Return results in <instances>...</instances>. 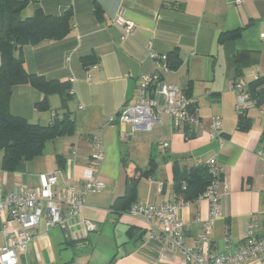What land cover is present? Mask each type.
<instances>
[{
    "label": "crops",
    "instance_id": "crops-1",
    "mask_svg": "<svg viewBox=\"0 0 264 264\" xmlns=\"http://www.w3.org/2000/svg\"><path fill=\"white\" fill-rule=\"evenodd\" d=\"M26 1L21 18L31 17L36 10L47 16L72 11L73 30L66 38L26 45L22 57L27 72L69 83L72 95L67 106L76 129L72 136L47 143L42 156L18 162L13 172L2 169L0 152V196L40 191V177L48 174L57 180V197L68 187H78L89 168L93 136L103 140L105 157L97 178L106 189L85 196L82 212L70 219L66 230H47L40 222L30 246L16 251L15 264H187L164 241L149 240L144 223L127 211L133 204L177 201L175 169L182 174L214 158L227 191L220 200V216L212 223L210 251L223 252L225 238L233 247L240 246L251 221L264 236V103L251 102L247 111L251 128L240 131L237 95L229 91L236 80L247 83L255 74L264 76L260 37L264 0L239 4L235 0ZM120 15L134 24L126 37L113 24ZM236 31L239 38L219 40L221 34ZM149 49L158 55L178 54L181 64L169 71L165 81L179 86L193 101L203 130L174 129L167 116L149 132H133L129 124L119 122L118 111L137 98L139 78L153 72ZM84 57L88 61H82ZM91 62L98 68L89 72L85 64ZM43 99L30 85H18L12 90L10 112L29 124L46 126L63 112L56 95L48 97L49 110H37L35 103ZM213 116L221 118L223 144L209 138ZM164 142L167 148L161 146ZM57 155L63 158L64 169L59 168ZM151 158L156 167L145 176L140 169ZM132 187L135 192L127 196ZM179 218L186 244L192 246L209 219V203L203 200L182 208ZM3 220L7 222L0 221V247L7 233L19 228L8 221L7 213ZM85 220L96 226L86 236ZM237 264H264V258Z\"/></svg>",
    "mask_w": 264,
    "mask_h": 264
},
{
    "label": "built area",
    "instance_id": "built-area-1",
    "mask_svg": "<svg viewBox=\"0 0 264 264\" xmlns=\"http://www.w3.org/2000/svg\"><path fill=\"white\" fill-rule=\"evenodd\" d=\"M236 4L240 0H235ZM113 24L122 29L123 37L130 35L134 24L122 15L113 20ZM264 43V34L260 35ZM153 63V72L143 74L136 86L137 98L133 103L121 107L117 113L119 122L129 124L133 132H149L162 123L164 116L171 120L174 129H199L203 124L198 109L182 89L165 81L170 71L167 56L158 55L151 49L148 51ZM98 65H91L87 70H97ZM257 74L252 79H256ZM246 82L236 80L229 86V91L237 95L236 111L246 114L251 106V100L245 92ZM208 135L211 140L223 144L222 121L219 116L210 119ZM92 154L89 157V168L84 172V179L78 187L66 188L60 197L55 193L57 180L54 175L40 177V191H21L0 196V221H4L7 213L8 221L16 222L19 228L5 236L4 245L0 247V264H15L16 251L26 250L33 241V233L40 222L45 228H60L66 230L70 219L80 215L85 206V196L88 193L99 194L106 189L105 184L97 178V173L105 157L101 137H91ZM164 148L168 143H161ZM73 153V151H72ZM206 166L213 176V181L206 191L194 202L178 200L176 202L153 205L133 204L127 211L131 218L140 219L149 231V240L164 241L174 254L180 255L187 264H234L251 262L264 258V236H259L258 225L251 221L246 230L244 242L233 247L225 238L223 252L210 251V234L213 221L220 216V200L227 191L225 179L221 178V168L217 160L210 159ZM78 188V189H77ZM78 190V191H77ZM209 203V219L203 222L201 232L196 236L192 246H188L182 232L183 223L179 211L200 201ZM4 228L6 225L3 224ZM84 236L96 230L89 220L84 221Z\"/></svg>",
    "mask_w": 264,
    "mask_h": 264
},
{
    "label": "trees",
    "instance_id": "trees-1",
    "mask_svg": "<svg viewBox=\"0 0 264 264\" xmlns=\"http://www.w3.org/2000/svg\"><path fill=\"white\" fill-rule=\"evenodd\" d=\"M27 5L26 0H0V152L3 153L1 167L7 172H13L20 161H30L42 156L47 143L72 136L76 129L67 106L72 95L69 83L27 72L22 57V48L26 45L39 46L66 38L73 30L72 11L67 9L60 16H47L41 10H36L31 17L21 18ZM239 37L240 32L236 31L221 34L219 40H235ZM82 61H88L87 57L82 58ZM167 61L170 70L177 69L181 64L176 52L168 55ZM91 65H95L94 62L85 64ZM240 75L238 69L237 77ZM22 84H28L43 94L44 99L35 103L37 110H49L48 97L58 96L60 110L63 112L61 116L57 114L51 123L41 126L29 124L24 118L13 115L9 109L12 90ZM246 84L245 92L249 99L256 106L264 103V76L258 75ZM238 116V129L248 131L251 128L250 119L246 114ZM56 161L59 168L64 169L63 158L57 155ZM155 167V160L151 158L147 167L140 171L148 176L154 172ZM212 181L213 176L206 164L197 165L182 174L175 169L173 191L177 200L194 202ZM134 192L133 187L129 188L127 196Z\"/></svg>",
    "mask_w": 264,
    "mask_h": 264
},
{
    "label": "rangeland",
    "instance_id": "rangeland-1",
    "mask_svg": "<svg viewBox=\"0 0 264 264\" xmlns=\"http://www.w3.org/2000/svg\"><path fill=\"white\" fill-rule=\"evenodd\" d=\"M135 156L137 157L136 159L137 160H140L142 157L140 156V152H137L136 154H135Z\"/></svg>",
    "mask_w": 264,
    "mask_h": 264
},
{
    "label": "bare ground",
    "instance_id": "bare-ground-1",
    "mask_svg": "<svg viewBox=\"0 0 264 264\" xmlns=\"http://www.w3.org/2000/svg\"><path fill=\"white\" fill-rule=\"evenodd\" d=\"M179 200H182V199H179ZM178 201V200H177ZM176 202V201H175Z\"/></svg>",
    "mask_w": 264,
    "mask_h": 264
}]
</instances>
